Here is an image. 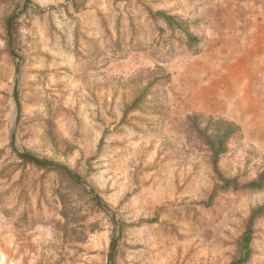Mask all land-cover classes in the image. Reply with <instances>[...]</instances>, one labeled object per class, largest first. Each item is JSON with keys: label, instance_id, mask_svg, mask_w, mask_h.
Returning a JSON list of instances; mask_svg holds the SVG:
<instances>
[{"label": "rangeland", "instance_id": "374dc122", "mask_svg": "<svg viewBox=\"0 0 264 264\" xmlns=\"http://www.w3.org/2000/svg\"><path fill=\"white\" fill-rule=\"evenodd\" d=\"M22 4L0 0V264L237 259L264 187L210 200L211 155L188 119L240 128L217 163L225 177L245 183L264 169V0H29L11 27L13 57L6 26ZM157 12L202 37L200 52L183 50L181 34L170 51ZM246 264H264V214Z\"/></svg>", "mask_w": 264, "mask_h": 264}, {"label": "trees", "instance_id": "16d2710c", "mask_svg": "<svg viewBox=\"0 0 264 264\" xmlns=\"http://www.w3.org/2000/svg\"><path fill=\"white\" fill-rule=\"evenodd\" d=\"M156 15L163 20L166 27L172 33V36L169 38V45H171V47L173 41L179 43L177 35L181 34L185 37V43H183L181 47L183 50L194 54L200 52V45L203 40L202 37L193 34L188 29L184 21L175 16L167 15L163 12H157ZM173 50V47L170 48V51ZM160 79L166 80L167 82L168 76H161L160 78H155L153 81H151L146 86L144 91L126 107L125 113L133 112L134 110H136L140 106V104L143 103V101L147 98L148 89L155 83H157ZM188 129L199 139H201L211 155V166L218 184L212 189V192L209 196L210 200L219 192L229 190L258 191L264 187V169L257 175L255 179L245 183H239L237 177H225L222 173L219 172L217 168L219 158L227 153V143L232 139L240 138L241 131L238 126H235L234 124L226 122L224 120L214 121L210 118L202 119L201 117L192 116L188 119ZM11 152L13 154H16L14 150H11ZM17 158L19 160H22L23 162L31 163L20 155H17ZM263 214L264 206L257 207L250 213L245 231L238 242L239 257L233 260L230 264H246L248 262L250 257V244L252 241L254 221ZM16 223L19 224V220H17Z\"/></svg>", "mask_w": 264, "mask_h": 264}, {"label": "water", "instance_id": "95a60500", "mask_svg": "<svg viewBox=\"0 0 264 264\" xmlns=\"http://www.w3.org/2000/svg\"><path fill=\"white\" fill-rule=\"evenodd\" d=\"M28 2H29V0H23L22 7L10 17V19H9V21L7 23V26H6V33H7V37H8V45H9V48H10V53H11V55L13 57H14V54H13V52L11 50V47H12L11 26L22 15V13H23L24 9L26 8V5L28 4ZM17 86H18V81H15L13 95H14V101H15V105H16V114H17L16 115V124H17V122L19 120V116H20V105H19V102H18ZM11 141H12L13 144H15V135H14V133H12ZM18 154L21 157H23L24 159H26L27 161H29L31 163H34L36 165L43 166V167L50 168V169L63 170L64 172H66L67 174H69L70 176H72L74 179H76L78 182H80L82 185L85 186V183L78 176H76L75 174L71 173L64 166H61V165H58V164H55V163H51V162H48V161H43V160L37 159L36 157H34V156H32V155H30V154H28L26 152H21L19 150H18ZM88 190L95 197V199L100 203V200L94 194L93 190H91V189H88ZM103 207L106 208L104 205H103ZM112 219L116 223L114 216H112ZM118 238H119V235H117L116 238L114 239V242H113V245H112V248H111V252H110V262H112V257L114 255V252H115V249H116V246H117V243H118Z\"/></svg>", "mask_w": 264, "mask_h": 264}, {"label": "bare ground", "instance_id": "6f19581e", "mask_svg": "<svg viewBox=\"0 0 264 264\" xmlns=\"http://www.w3.org/2000/svg\"><path fill=\"white\" fill-rule=\"evenodd\" d=\"M1 261V260H0ZM3 263V262H2Z\"/></svg>", "mask_w": 264, "mask_h": 264}]
</instances>
